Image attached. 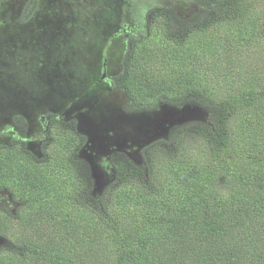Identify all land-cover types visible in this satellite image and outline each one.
I'll return each instance as SVG.
<instances>
[{"label":"trees","instance_id":"trees-1","mask_svg":"<svg viewBox=\"0 0 264 264\" xmlns=\"http://www.w3.org/2000/svg\"><path fill=\"white\" fill-rule=\"evenodd\" d=\"M186 1L187 13L146 12L110 91L122 92L127 115L189 107L206 116L189 123L202 157L183 144L159 168L116 152L114 180L95 192L76 118L57 115L39 158L0 144V196L15 206L0 207V264H264V0ZM185 128L171 127L166 143Z\"/></svg>","mask_w":264,"mask_h":264},{"label":"rangeland","instance_id":"rangeland-1","mask_svg":"<svg viewBox=\"0 0 264 264\" xmlns=\"http://www.w3.org/2000/svg\"><path fill=\"white\" fill-rule=\"evenodd\" d=\"M37 1L39 8L31 12L27 11L31 0L0 4V130L12 123L18 128L26 126L32 136L39 132L37 118L48 111L75 116L76 127L86 139L79 157L87 159L93 170L95 192L112 180L111 172L107 178L101 175L102 161L112 150L127 152L138 166H144L149 157L148 162L159 168L178 155L183 144L191 160L202 157L203 137L189 125L202 120L199 111L161 107L151 113L127 115L121 112L122 92L96 83L104 58L106 74L114 76L120 71L127 38L142 34L149 9L172 5L183 14L191 10L186 0H124L128 5L120 20L118 0ZM22 17L32 25L19 24L17 33L14 25ZM115 24L120 25L116 31L110 28ZM34 118L35 128L31 126ZM175 125L186 128L166 143L169 129ZM56 127L58 133L63 131L61 125ZM123 170L127 176L133 175L130 167ZM6 205L15 208L11 201Z\"/></svg>","mask_w":264,"mask_h":264},{"label":"flooded vegetation","instance_id":"flooded-vegetation-1","mask_svg":"<svg viewBox=\"0 0 264 264\" xmlns=\"http://www.w3.org/2000/svg\"><path fill=\"white\" fill-rule=\"evenodd\" d=\"M103 64L105 66V77L102 80L107 82V85L111 86L113 76H109L108 74H106L107 72H106L105 60H104ZM103 64H102V67H103ZM100 79H99V81H100ZM53 113L54 112L48 111L47 113L40 116L41 117L39 120L40 125H38V127L35 123V118L33 119V123H32L33 125H31V124L30 125L33 126L34 128L36 126L37 129H39V132L36 135L33 134L32 136H30L27 129H26V126H23L22 128H18L16 125H13L12 123L8 126H4L3 128H1V131L4 134L0 135V144H6V146H9L10 142H14L16 146L23 147L27 152H29L33 156L39 158L41 156V153L43 152L42 145H43L44 141L45 140L48 141V138L43 137V136H45L47 133H49L50 129L52 130L55 127V125L53 124V120L59 119V117H57V115L59 116V114L53 115ZM18 116H19L18 114H15V117H18ZM63 116H65L67 118L65 121H70V120L75 121L74 116H70V117H67L66 115H63ZM25 121H26V123H28V120H25ZM76 126H77V124H76ZM67 127H70V126L68 125ZM76 130L82 137L83 135L78 131L77 127H76ZM85 145H86V143L83 145V147L80 151L83 152V150L85 149ZM116 152H119L121 155H125L128 157V154L125 151L112 150L109 153V155H107V158L102 161L103 162L102 167H104V168H103V171H101V173H102L101 175H103L104 178L105 177L107 178V173L111 172L112 181L114 180V177H115V169L110 167L109 159H110L111 154H115ZM82 159H84V158H82ZM91 174L93 176V170H92ZM112 181L109 180L107 185L109 184V182H112ZM107 185H106V187H107ZM9 201H10L9 198H7V200H6L2 195V197L0 199V207L9 208L6 205V204H9Z\"/></svg>","mask_w":264,"mask_h":264},{"label":"water","instance_id":"water-1","mask_svg":"<svg viewBox=\"0 0 264 264\" xmlns=\"http://www.w3.org/2000/svg\"><path fill=\"white\" fill-rule=\"evenodd\" d=\"M104 77H105V66H104V64H103V71H102V75H101V79H100V81H102V79H104ZM92 170V169H91ZM94 178V177H93Z\"/></svg>","mask_w":264,"mask_h":264}]
</instances>
